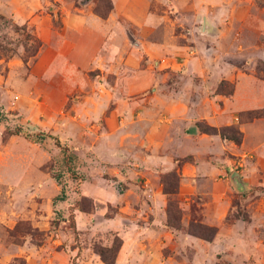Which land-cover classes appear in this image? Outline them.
<instances>
[{"label": "crops", "instance_id": "0c3cea01", "mask_svg": "<svg viewBox=\"0 0 264 264\" xmlns=\"http://www.w3.org/2000/svg\"><path fill=\"white\" fill-rule=\"evenodd\" d=\"M111 2L113 9L107 19L94 12L92 0L81 4L77 0H0V14L11 17L18 26H27L41 41L30 65V81L41 79L45 97L53 91L62 97L81 93L85 88L82 80L89 81L90 73H99L97 79H103L104 85L93 83L85 98L91 104L103 97V107L84 109L82 115L95 121L80 120V112L75 118L81 133L78 137L84 135L87 123L94 130L102 129L100 135L93 131L97 140L104 141L95 148L96 153L100 151L110 164L126 163L113 139L120 134L125 139L124 130L130 125L137 129L134 174L149 195V201L143 202L149 212L138 214L142 224L120 221L118 216L100 224L101 229L122 236L119 262L122 256L138 255L139 251L143 256L161 257L164 249L175 245V229L167 225L169 195L162 183L163 174L175 171L180 183L174 196L184 212L196 202L193 198L200 197L201 223L218 230L212 243L217 253L231 258L229 264H264V206L260 210L256 206L249 221L237 219L227 224L234 209L233 194L239 193L232 182L234 173L239 172L245 184L246 201L264 194V118L240 121L241 114L264 109V79L250 68L238 67L253 66L256 58L264 62V5L260 7L259 0ZM129 32H134L137 48L129 45ZM242 58L246 59L233 61ZM8 65L12 76L23 62L11 60ZM165 68L185 74L181 78L187 84L165 85L167 74L160 72ZM112 75L116 84L107 88V78ZM126 76L135 83L125 87ZM55 78L67 85L56 88L59 80L50 81ZM223 82L234 86L233 93L217 91ZM134 96H138L135 105H129L126 98ZM116 97L118 104L109 112ZM78 100L80 106L85 103L81 97ZM199 125L217 130L238 127L241 141L203 132ZM97 198L117 201L107 195ZM253 204L257 200L247 208ZM185 216L183 225L188 226L191 218ZM77 220L78 229L83 230V222ZM185 239L198 251L206 247L194 236Z\"/></svg>", "mask_w": 264, "mask_h": 264}, {"label": "rangeland", "instance_id": "374dc122", "mask_svg": "<svg viewBox=\"0 0 264 264\" xmlns=\"http://www.w3.org/2000/svg\"><path fill=\"white\" fill-rule=\"evenodd\" d=\"M86 1L89 0H77V3ZM92 2L94 12L96 8L104 13L107 11L106 2ZM259 4L260 7L264 5L262 0ZM53 12H56V7H53ZM171 16L174 17L173 12ZM15 26L23 27L11 17L0 14V264H105L95 252V246L111 247L117 237L122 241L123 238L118 232L101 229L100 224L117 216L120 221L142 224L138 214L149 212L148 205L143 204L149 201V195L142 191L141 179L134 174L137 129L130 125L124 130L125 139H120L122 134L113 139L117 147L120 145V155L126 158V163L110 164L100 151L96 153L95 148L104 141L97 140L93 131L100 135L102 129L94 130L93 125L87 123L84 135L78 137L81 133L75 123L77 112L82 115L84 109L96 111L103 107V97L96 98L91 104L85 98L93 90V83L104 85L103 79H97L99 73L93 72L89 74V81L82 80L81 84H85L83 92L62 97L53 91L51 96L45 97L46 87L41 84V79L30 81V65L37 56L32 57L35 36L28 27L17 31ZM128 42L131 47H138L134 32H129ZM192 51L195 52L194 49ZM243 59L246 58L233 61ZM11 60L23 62V67L12 76L8 65ZM256 60L253 66L245 64L238 67L245 71L250 68L264 79V62L260 58ZM152 68L159 72L154 63ZM160 72L167 74L165 85L175 81L187 84L181 78L185 75L182 72L173 73L170 68ZM54 80L59 79L50 81L54 83ZM133 82L126 76L124 85L131 86ZM107 83V88L113 87L115 76H109ZM62 85L67 83L59 80L55 87ZM232 86L224 82L217 91L230 94ZM80 97L87 105H79ZM136 99L138 96L126 98L129 105H135ZM117 104L118 97L111 101L109 112ZM80 120L95 121L87 115H82ZM64 148L70 151V163L66 162ZM166 174L169 173L162 177ZM63 191L66 198L55 201ZM237 194H233L234 209L227 218L229 225L245 216L250 218L249 213L256 210V206L259 210L264 206V194L260 199L252 198L250 201ZM104 195L117 201L109 203L97 198ZM170 199L179 202L175 196ZM193 199L196 202L191 204L190 211L184 212L180 205L182 229H173L175 245L164 249L163 256H143L139 251L138 255L122 256L119 262V251L116 264H229L231 258L217 253L216 245L212 244L215 239L212 242L202 240L206 247L199 251L186 241L185 236L190 234L188 226L183 225L185 214V217L190 216V222L201 223L203 218L198 206L203 201L200 197ZM239 200L241 205H238ZM256 200L257 205L253 204L249 210V203ZM77 218L83 222V230L78 229ZM179 235L182 238L179 239Z\"/></svg>", "mask_w": 264, "mask_h": 264}, {"label": "trees", "instance_id": "16d2710c", "mask_svg": "<svg viewBox=\"0 0 264 264\" xmlns=\"http://www.w3.org/2000/svg\"><path fill=\"white\" fill-rule=\"evenodd\" d=\"M100 1L107 3V11L104 13L96 8L95 13L99 15L101 18L107 19V17L109 16V14L113 9V4L111 0H100ZM15 28L17 31L26 30L27 26H23L21 28L15 26ZM34 43H35V49L34 51H32V57H35L39 53L42 47L41 41L37 40L36 38L34 40ZM232 87L230 94L233 93L234 91V87L233 88ZM258 118H264V109L253 112H247L240 115L241 122L252 121ZM199 128L201 131L209 134L218 133L223 138L231 139L237 143H240L242 138L241 132L239 131L238 127L222 128L217 130L206 125H199ZM63 150H64L66 162L70 163L72 158L70 151L68 150V148H64ZM186 160L187 159L179 160V164H182V162ZM69 170H71V167L69 168ZM162 183L164 185V193L166 195H169L168 208H167V215H168L167 225L175 230L180 231L182 229V217H183L182 210L180 209V204L178 201L170 199L172 196L177 195L178 193L179 183H180L179 176L175 171L170 172L168 175L166 174V176L162 177ZM237 195L241 197V199L243 198V194H237ZM65 198H66V194L63 191L61 196H58L55 199V201L64 200ZM238 205H241V200H239ZM249 219L250 218L248 216L243 217V220L248 221ZM217 232H218L217 228L204 225L202 223L191 221L188 225V233L190 235L208 242H212L215 239ZM122 245H123V241L117 237L111 247H103L96 245L94 249L95 252L100 256L101 260L105 264H116V260Z\"/></svg>", "mask_w": 264, "mask_h": 264}, {"label": "water", "instance_id": "95a60500", "mask_svg": "<svg viewBox=\"0 0 264 264\" xmlns=\"http://www.w3.org/2000/svg\"><path fill=\"white\" fill-rule=\"evenodd\" d=\"M232 182L236 186L238 192L240 194H243V197L245 196V184L241 180V175L239 172H236L232 176Z\"/></svg>", "mask_w": 264, "mask_h": 264}]
</instances>
